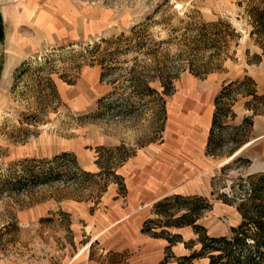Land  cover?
Here are the masks:
<instances>
[{"label": "rangeland", "instance_id": "374dc122", "mask_svg": "<svg viewBox=\"0 0 264 264\" xmlns=\"http://www.w3.org/2000/svg\"><path fill=\"white\" fill-rule=\"evenodd\" d=\"M263 3L0 0V264H178L180 257L200 249L192 227L159 225L157 233L167 232L162 238L142 232L144 222L157 219L154 204L176 194L205 199L209 207L196 224L214 237L230 235L241 222L237 210L241 200L252 185L264 187V116H254L249 130L240 128L251 115L242 100L236 102L235 118L215 130L214 152L208 154L205 147L213 99L223 84L247 76L264 94V54L258 36L250 37L249 21L250 7L262 9ZM192 19L201 23L223 19L240 35L219 70L204 77L192 74L178 56L184 37L193 33L186 32ZM141 25H146L142 35L148 44L162 42L156 46L158 54L166 55L165 65L174 77L173 92L164 97L162 131L150 110L117 114L109 105L121 102L106 99L114 89L112 78L135 58L144 57L135 50L121 53L122 69L101 79L100 65L87 52L95 43L129 36ZM104 46L101 43L100 50ZM151 86L162 92L158 82ZM179 97L189 101L188 112L197 122L194 138L185 145L173 116ZM182 145L187 175L169 182L158 180L156 196H141L138 186L147 182L145 169L160 163L171 168L183 164L182 156H176ZM116 147H122L124 156L131 155L116 169L120 178L116 182L104 181V176L82 186L51 183L19 191L1 183L11 173L19 176L25 161L50 160L66 153L77 167L97 175L113 163L111 150ZM176 185L179 190L162 196ZM123 217L127 218L108 229ZM168 235L179 236L180 244L170 245ZM192 264H208V259L196 258Z\"/></svg>", "mask_w": 264, "mask_h": 264}, {"label": "trees", "instance_id": "16d2710c", "mask_svg": "<svg viewBox=\"0 0 264 264\" xmlns=\"http://www.w3.org/2000/svg\"><path fill=\"white\" fill-rule=\"evenodd\" d=\"M249 21L252 26L250 37L258 36L256 42L264 54V7L260 9L251 6ZM145 28L146 25H141L139 28H133L129 36L121 35L101 42L105 44L103 50H100L101 43H95L91 48H87V52L89 57H95L94 60L100 65L101 79H109L115 75L116 70L122 69V63L118 60L121 53L135 50L144 57L141 61L135 58L131 65L125 67L123 73L112 78L110 84L114 89L106 99L109 101L114 98V101L121 102L119 106L110 102L109 109L118 110L117 114L127 115L145 108L150 110L152 118L157 123V129L162 131L166 119L164 97L173 92L174 77L165 65L166 55L158 54L157 47L162 42L148 44L142 35ZM186 32L193 33L189 37H184L183 50L178 56L184 58L180 59L184 61L182 64L197 77L218 71L222 61L228 58L232 46L240 39L239 33L231 23L223 19L202 23L192 19L187 22ZM154 82L159 83V87L162 88L161 93L151 86ZM47 84L54 93L50 78H47ZM241 100L243 108L251 116L243 119L240 128L245 127L249 130L254 116H264V94L258 93L257 84L252 78L244 76L223 84L220 92L213 99L214 110L205 147L208 154H212L217 145L215 130H220L227 121L235 118L232 108ZM102 101L103 99L99 102ZM111 151L114 152L113 163L97 175L77 167L73 156L66 153L50 160L34 163L25 161L20 168L19 176L11 173L1 183L8 190L19 191L25 187L32 188L35 185H51V183L82 186L90 179L104 178V176L107 178L104 181L116 182L120 180L116 169L131 155L124 156L122 147L113 148ZM97 162L99 164L100 161ZM91 183L98 185L95 181ZM102 186L99 191L105 188L104 184ZM247 194L237 207L241 215L239 226L231 228L230 235L225 237L208 235L202 226L196 224L200 213L209 207L205 199L196 196L183 197L178 194L166 196L154 204L153 212L157 219L144 222L142 232L162 238L167 232L162 230L157 233L155 228L159 225L174 228L192 227L198 236L200 249L189 256L180 257L178 264H192L196 258H207L208 264H264V187L252 185ZM181 211L184 213L177 215ZM165 239L170 245L180 240L179 236L170 235Z\"/></svg>", "mask_w": 264, "mask_h": 264}, {"label": "crops", "instance_id": "0c3cea01", "mask_svg": "<svg viewBox=\"0 0 264 264\" xmlns=\"http://www.w3.org/2000/svg\"><path fill=\"white\" fill-rule=\"evenodd\" d=\"M176 105H175V111L176 113L173 114L174 117H177V121L179 123V128H178V133L180 136V139L182 141H185L184 145L186 144V142L190 141V139L194 138V133L193 131L197 128V122H196V117H194L192 115V113H189V101H187L186 98L184 97H179L178 99H176ZM193 141V140H192ZM251 142L246 143L242 146L241 149L238 150L241 151L242 149H244L245 147H248V145H250ZM178 149V153L176 154V156H182V163L180 165H177L176 167H169L167 165H165V163H160L159 166H148L145 169V180L147 181L146 183H141L138 186V193L141 196H146L149 197L147 199H150L151 195H157L155 194V192L157 191L158 187L160 186L158 180L162 181V182H169L172 179H175L176 177H180V176H186L188 171H189V166L188 164H186L187 160H186V148L185 146L182 145V147L177 148ZM237 152V153H238ZM181 186L176 185V187H171L169 188V190H167L166 192H161L164 193L162 194V196H165L167 194H171V193H175L177 190H179ZM155 191V192H154ZM160 193V194H161ZM156 201V200H155ZM154 202V201H153ZM127 217H123L120 218L119 220L115 221V223L112 224L111 227H109L108 229L114 227L115 225H117L118 223H120L121 221H123L124 219H126ZM180 229V228H179ZM180 244V243H177Z\"/></svg>", "mask_w": 264, "mask_h": 264}]
</instances>
